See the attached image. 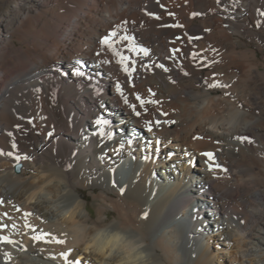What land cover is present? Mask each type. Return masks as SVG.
I'll list each match as a JSON object with an SVG mask.
<instances>
[{
  "label": "bare ground",
  "instance_id": "obj_1",
  "mask_svg": "<svg viewBox=\"0 0 264 264\" xmlns=\"http://www.w3.org/2000/svg\"><path fill=\"white\" fill-rule=\"evenodd\" d=\"M162 2L176 13L175 21L166 13L160 22L144 15L145 10L161 13L155 0H0V5L9 4L0 11V148L10 150L6 133L13 131L21 151L36 159L22 163L17 174L13 161L0 157V198L5 200L0 212H9L20 231L27 233L22 216L7 203L10 200L33 211L28 218L33 226L57 235L65 233L67 238V232L58 227L59 214L79 205L75 220L80 236L102 231L106 239L121 232L126 240H144L147 245L141 251L148 255L150 264H255L253 257L264 264V72L259 68L264 63L248 44L244 43L248 48L238 49L241 39L233 36L257 42L262 51L264 31L252 30L250 23L262 19L257 9L264 11V0H239L235 10L232 0H222L220 7L215 0ZM194 11L204 15L189 19ZM123 20L128 21L129 34L136 43L150 50V59L144 62L150 66L164 62L172 67L169 74L155 69L139 73L135 92L152 99L148 94L151 89L162 101L158 106L150 105L148 115L139 120L114 91L113 82L119 79L124 83L125 79L118 65L113 61L101 69L96 67L99 40ZM196 20L199 23H194ZM162 22L185 27L164 29L159 27ZM204 28L211 32H204ZM184 33L201 39L189 44L185 37L176 46L184 52L198 51L204 60L218 63L194 70L192 62L185 59V70L191 74L184 77L165 61L174 35ZM103 58L112 60L107 53ZM77 60L84 65V78L72 75ZM168 75L175 84L169 83ZM205 79L231 87L209 90ZM41 81L42 92L33 93ZM96 85L99 96L93 90ZM127 93L134 95L132 89ZM161 111L168 113L159 117L161 120H175L176 124L162 125L147 134L163 140L164 147L154 157L155 162H146L144 153L137 150L144 120L157 118ZM207 114L210 116L202 119ZM21 115L24 119L18 120ZM97 116L113 122V141L92 136ZM30 118L33 125L27 124ZM16 124L21 131H16ZM53 129L54 138L46 140L47 131ZM238 134L249 136L254 143L239 144L233 139ZM133 135L132 147L125 143L120 153L113 151ZM193 135L204 138L194 141ZM202 150L213 151L229 172L210 174L199 155ZM168 152L174 154L172 160L167 159ZM100 155H104L103 161L98 159ZM68 162L73 163V169L65 173L63 166ZM37 170L47 173L53 183L30 202L25 195L46 184H31ZM113 180L117 182L115 189L111 187ZM121 186L126 189L124 196L118 191ZM82 189L99 191L94 195L93 216L82 200ZM145 210L149 218L141 221L139 216ZM125 215L139 225V232L121 227L119 221L124 222ZM41 216L48 222L40 224ZM239 219L245 224L240 225ZM0 234L11 235L28 249L22 253L16 246L0 245V264L2 251L10 253V264H63L59 253L68 248H74L73 257L85 264H97L99 259L84 255L69 241L63 246L33 244L28 239L31 233ZM118 258L119 253H114L105 264H116Z\"/></svg>",
  "mask_w": 264,
  "mask_h": 264
},
{
  "label": "snow or ice",
  "instance_id": "obj_2",
  "mask_svg": "<svg viewBox=\"0 0 264 264\" xmlns=\"http://www.w3.org/2000/svg\"><path fill=\"white\" fill-rule=\"evenodd\" d=\"M155 3L159 6V8L162 10L160 14H157L156 12L145 10L144 15L157 21H163L164 16L163 14L166 13L167 16L175 21L176 13L173 11H169L167 6L162 2V0H155ZM185 3H187V0H185ZM222 3V0H215V4L217 6H220ZM239 0H232V7L233 10L238 6ZM179 7V5H177ZM222 11H225V9H221ZM257 14L262 19H257L255 21V27L257 29H260L262 26H264V11H261L257 9ZM204 15L203 12H192L189 19H195L197 17H200ZM234 19V17H232ZM135 23V21H133ZM128 21L123 20L120 24L115 25V27L109 31L106 35H104L99 40V46L100 51H97L95 53L97 59L96 67L98 69H101L105 66H108L111 62H115L116 65H118L120 72L124 75V83H121L119 79L115 80L113 82L114 91L117 94V96L120 98L123 105H125L131 113L139 120L142 115H148L149 113V106H158L162 103L161 100L157 98V93L152 91L151 89L148 90L149 96L152 97V99H146L144 96L139 94L138 92H135V80L138 77L139 73L141 71L145 72H153V69L159 70L163 72L164 74H169L172 72V67H170L168 64L164 62H156L152 64L151 66L144 62L145 58L150 59V50L145 47H141L136 43L135 37L129 34L128 30ZM143 27V25H141ZM159 27L164 29H183L185 27L182 23H168V22H162L159 24ZM225 28L228 27L227 24L224 25ZM204 32H211L210 28H204ZM187 38V42L189 44L193 43L194 41L200 40V36H194L189 33L181 34H175L174 38L170 41L171 45H173L169 51L168 54L165 56V61H168L171 63V65H174L177 69H179L180 74H182L184 77H189L190 72L185 70V65L183 64V60L191 61V67L194 70L197 69H206L211 67L212 64L218 63V61H211L208 62L202 58V53L198 51H191V52H184L182 47L176 46L178 44H181V42ZM213 52H216V49H211ZM105 53L110 54L112 60L110 61L107 58H103ZM83 63L80 60H77L75 62V69L72 73V75L80 78H84V72H83ZM168 81L171 84H175L176 80L173 78L172 75H168ZM214 80V76H213ZM92 81L89 80V84L91 85ZM205 87L209 90L211 89H218V88H229L231 85L229 84H221L216 82H209L207 79L204 81ZM43 88V81L40 82V86H34L32 91L33 93L39 94L42 92ZM127 89H132L134 95H130L127 93ZM93 90L95 92L96 96L100 95L99 86H93ZM225 95H228V93H225ZM54 96V94H53ZM39 98V97H37ZM134 101V102H133ZM168 113L161 111L158 114V117L155 119H146L144 120L143 124V137L140 142V146L137 150L144 153L143 160L144 161H154V157H158L162 149L164 147V141L161 140L158 137H152L150 138L147 134L154 133L157 129H159L162 125H175L176 121L171 119H164L161 120L159 117H167ZM18 120H23L24 117L18 116ZM41 120H44L45 117L40 116ZM69 123H71V119L69 120ZM27 124L33 125L34 121L33 119H28ZM16 131H21L20 124H16ZM92 136L98 138L100 141H113L115 138V133L112 129V126L109 124V121L105 118L97 116L93 122H92ZM121 133L125 136H127V133L122 132ZM6 136L10 138V150H4L3 148H0V157H6L13 161V168L19 174L21 172V166L22 163H34L36 161L35 157L31 154H28L27 152L21 151L19 147V142L14 138L13 131H8L6 133ZM55 136V131L49 130L46 133L45 139L51 141ZM204 137L200 135H193L192 139L194 141L202 140ZM87 139V137H85ZM136 137L133 135L130 138H127L126 141L122 140L117 147L113 149L114 152L120 153L125 143L129 147H132L134 145V140ZM234 140H236L239 144H248L252 145L254 141L247 135H235L233 137ZM216 143H219V140L216 141ZM103 147L104 145H100ZM187 151H185V154ZM76 153H72V156H75ZM173 153L168 152L167 153V159L172 160ZM200 157L204 159V165L207 169V171L210 174L213 173H228L229 169L224 167L218 162V158L215 155L213 151L208 150H202L199 153ZM100 161H103L105 159L104 155H100L98 157ZM187 160L190 161L191 157H187ZM173 168H175V164L172 165ZM73 169V163L68 162L63 166V171L65 173L71 171ZM155 175V174H153ZM223 177L220 176H213V179H221ZM112 188H117V182L115 180L111 183ZM120 196H124L126 189L125 187L121 186L118 189ZM155 192L152 193L153 196H155ZM8 204L12 206L15 213H18L22 216L24 223L23 228L27 230V233H31V235L28 236V239L33 244H56V245H66L68 243V240L66 238L65 233H59V235L54 234L51 231L40 229L36 226H33L31 223H29V217H32L34 215L33 211H27L21 208L20 206L13 204L12 201H8ZM5 204V200L3 198H0V207H3ZM149 218V211L145 210L142 212V214L139 216V219L141 221L147 220ZM40 224H45L48 221L44 217H38ZM234 219H236L234 217ZM239 224L244 225L245 221L244 219H239ZM16 233L18 235H26L27 233L21 232L19 229V225L15 222L14 217L7 211L0 212V233ZM60 236H63L64 239H61ZM0 245L5 246H16L18 250L22 253H27L28 249L20 243L18 240H14L11 238V235H5L0 234ZM73 250L74 248H68L67 250L61 251L59 253V259L63 261V264H85V261L81 258H74L73 257ZM2 258H3V264H10V261L12 259L10 253L8 251H2ZM50 259H57L56 256H51Z\"/></svg>",
  "mask_w": 264,
  "mask_h": 264
},
{
  "label": "clouds",
  "instance_id": "obj_3",
  "mask_svg": "<svg viewBox=\"0 0 264 264\" xmlns=\"http://www.w3.org/2000/svg\"><path fill=\"white\" fill-rule=\"evenodd\" d=\"M210 114L205 115L202 119H207ZM41 181H46L45 185L33 188L28 192L25 197L30 202H35L36 198L43 192L44 187L53 183V180L48 179L47 173L36 171L35 176L31 179L32 185H39ZM79 210V205L74 206L72 210L67 213H60L61 223L59 228H63L67 232V239L73 245L78 247L86 256L98 257L97 264H105L114 253H119V258L116 264H150L149 257L146 253L142 252L147 243L144 240L137 243L134 240H126L121 232H115L103 238V232H99L91 237L80 236L79 226L75 220V214ZM124 222H120L123 229H131L140 231L139 225L134 224L125 215ZM118 221V220H113ZM106 226V225H103ZM235 238V235H234ZM255 264H261V260L257 257L252 258Z\"/></svg>",
  "mask_w": 264,
  "mask_h": 264
},
{
  "label": "rangeland",
  "instance_id": "obj_4",
  "mask_svg": "<svg viewBox=\"0 0 264 264\" xmlns=\"http://www.w3.org/2000/svg\"><path fill=\"white\" fill-rule=\"evenodd\" d=\"M7 6H9V4L3 6V5H0V11L4 10L5 8H7ZM4 7V8H3ZM217 7H220V6H217ZM216 16H219L220 19H223V20H226V18L220 14H217ZM194 23H199V20H196ZM250 27L252 28V30L254 31H261L263 30L264 31V27L262 26L260 29H257L255 27V20H252L251 23H250ZM235 38L238 37L241 39V41L239 42L240 46L238 47V49H245V48H253L256 50L257 52V57H258V60L263 62L264 63V42L260 43V46L262 47V51L260 49L257 48V45L258 43L257 42H253V41H250L249 39H246L245 37H241V36H238V35H233ZM244 43L248 44V47H246L244 45ZM19 45V44H17ZM261 71L264 72V66H260L259 67ZM185 83H188V82H185ZM220 93V92H218ZM216 94V93H214ZM228 117H229V114H227ZM227 115H225V117H227ZM263 120H264V115H263ZM113 122L112 121H109V124L111 125ZM114 124H112L111 126H113ZM99 191L97 189V191H91L90 189H82V200L86 201V205H87V209L90 211V215H95L96 214V200L94 199V195L97 194ZM111 214H113V212H111Z\"/></svg>",
  "mask_w": 264,
  "mask_h": 264
},
{
  "label": "water",
  "instance_id": "obj_5",
  "mask_svg": "<svg viewBox=\"0 0 264 264\" xmlns=\"http://www.w3.org/2000/svg\"><path fill=\"white\" fill-rule=\"evenodd\" d=\"M14 171H15V169H14ZM16 172V171H15Z\"/></svg>",
  "mask_w": 264,
  "mask_h": 264
}]
</instances>
